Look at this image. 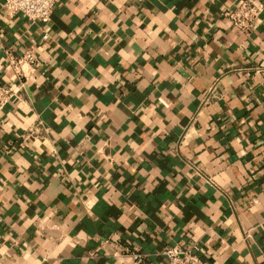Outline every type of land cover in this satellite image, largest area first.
Returning a JSON list of instances; mask_svg holds the SVG:
<instances>
[{"label": "crops", "instance_id": "obj_1", "mask_svg": "<svg viewBox=\"0 0 264 264\" xmlns=\"http://www.w3.org/2000/svg\"><path fill=\"white\" fill-rule=\"evenodd\" d=\"M0 3V264H264V0ZM47 35L46 39L43 36ZM39 66L13 80L5 51ZM115 240L114 244L105 243Z\"/></svg>", "mask_w": 264, "mask_h": 264}, {"label": "built area", "instance_id": "obj_2", "mask_svg": "<svg viewBox=\"0 0 264 264\" xmlns=\"http://www.w3.org/2000/svg\"><path fill=\"white\" fill-rule=\"evenodd\" d=\"M56 0H0L1 6L9 16L20 15L29 24H46L50 20ZM263 5L257 0H239L235 5L221 12V17L232 25L239 34L248 35L251 32L254 21L260 15ZM47 35L43 36L46 39ZM7 67L11 70L13 80L21 82L30 77L39 66V61L34 57L31 50L15 54L11 50L5 51ZM19 98V90L0 84V112L12 100ZM114 244L115 240L109 242ZM194 246L189 249L171 247L164 252L165 261L163 264H206L195 253ZM132 258V264H144L142 255L132 251L126 252Z\"/></svg>", "mask_w": 264, "mask_h": 264}]
</instances>
